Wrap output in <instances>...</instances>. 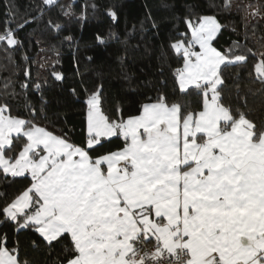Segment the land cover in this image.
I'll use <instances>...</instances> for the list:
<instances>
[{"label": "snow or ice", "instance_id": "1", "mask_svg": "<svg viewBox=\"0 0 264 264\" xmlns=\"http://www.w3.org/2000/svg\"><path fill=\"white\" fill-rule=\"evenodd\" d=\"M187 24L191 40L171 47L183 62L179 89L197 91L198 111L161 94L114 120L102 110V93L92 92L77 144L0 106V175L30 177L0 209L4 222L31 227L48 247L69 240L66 264H264V130L226 106L220 91L221 66L247 57L212 45L222 27L214 16ZM23 27H6L0 43L17 46ZM255 72L264 83V55ZM29 87L40 92L39 83L22 85ZM113 137L123 143L99 153ZM16 251L0 237V264H20Z\"/></svg>", "mask_w": 264, "mask_h": 264}, {"label": "trees", "instance_id": "2", "mask_svg": "<svg viewBox=\"0 0 264 264\" xmlns=\"http://www.w3.org/2000/svg\"><path fill=\"white\" fill-rule=\"evenodd\" d=\"M225 2L56 0L49 6L43 0H0V33L25 24L16 32L17 46L0 43V106L7 104L6 114L34 121L77 144L83 139L85 100L92 92L102 93V110L114 120L138 114L143 103L161 94L185 112L198 111L202 101L197 91L182 93L178 87L176 73L183 62L171 45L191 40L188 20L211 15L222 26L212 45L222 53L247 57L221 66L222 102L262 131L264 83L255 65L264 55V0H228L227 9ZM25 83H39L40 92L23 89ZM122 143L113 137L96 147L105 153ZM29 183L30 177L0 175V209ZM4 234L9 249H17L13 254L20 264H66L69 240L48 247L31 227L19 229L0 214V237Z\"/></svg>", "mask_w": 264, "mask_h": 264}, {"label": "rangeland", "instance_id": "3", "mask_svg": "<svg viewBox=\"0 0 264 264\" xmlns=\"http://www.w3.org/2000/svg\"><path fill=\"white\" fill-rule=\"evenodd\" d=\"M190 34H191V32H190ZM194 47H196L197 48V51H199V46L198 45H195Z\"/></svg>", "mask_w": 264, "mask_h": 264}, {"label": "crops", "instance_id": "4", "mask_svg": "<svg viewBox=\"0 0 264 264\" xmlns=\"http://www.w3.org/2000/svg\"><path fill=\"white\" fill-rule=\"evenodd\" d=\"M193 50H194V51H197V48H196V47H194V48H193ZM5 114H6V113H5ZM6 115H7V114H6Z\"/></svg>", "mask_w": 264, "mask_h": 264}, {"label": "built area", "instance_id": "5", "mask_svg": "<svg viewBox=\"0 0 264 264\" xmlns=\"http://www.w3.org/2000/svg\"><path fill=\"white\" fill-rule=\"evenodd\" d=\"M149 247H150V245H149Z\"/></svg>", "mask_w": 264, "mask_h": 264}]
</instances>
